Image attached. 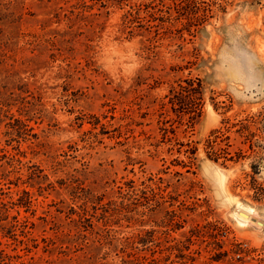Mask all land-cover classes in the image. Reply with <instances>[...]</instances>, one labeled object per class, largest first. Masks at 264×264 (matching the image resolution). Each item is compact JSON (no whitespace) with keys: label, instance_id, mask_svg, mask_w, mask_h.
<instances>
[{"label":"rangeland","instance_id":"1","mask_svg":"<svg viewBox=\"0 0 264 264\" xmlns=\"http://www.w3.org/2000/svg\"><path fill=\"white\" fill-rule=\"evenodd\" d=\"M0 264H264V0H0Z\"/></svg>","mask_w":264,"mask_h":264},{"label":"bare ground","instance_id":"2","mask_svg":"<svg viewBox=\"0 0 264 264\" xmlns=\"http://www.w3.org/2000/svg\"><path fill=\"white\" fill-rule=\"evenodd\" d=\"M253 215V209L238 204L237 211L236 213L234 212L233 217L235 218L237 227L244 229L252 223L251 219ZM253 224L256 226L258 222H254Z\"/></svg>","mask_w":264,"mask_h":264},{"label":"trees","instance_id":"3","mask_svg":"<svg viewBox=\"0 0 264 264\" xmlns=\"http://www.w3.org/2000/svg\"><path fill=\"white\" fill-rule=\"evenodd\" d=\"M188 83H191V81H188ZM210 147L212 148V145H211ZM219 151H220V150L213 152V154H214V156H215L216 158H218V156H219V154H220V153H218Z\"/></svg>","mask_w":264,"mask_h":264}]
</instances>
